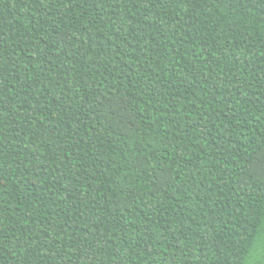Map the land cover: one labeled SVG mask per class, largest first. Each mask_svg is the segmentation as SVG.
<instances>
[{
	"label": "snow or ice",
	"instance_id": "1",
	"mask_svg": "<svg viewBox=\"0 0 264 264\" xmlns=\"http://www.w3.org/2000/svg\"><path fill=\"white\" fill-rule=\"evenodd\" d=\"M22 2L23 0H15V3L13 0H0V7H3L7 12L8 9ZM28 3L29 5L35 4L37 7V12L34 14L29 7L28 12L31 15L39 16L41 13L43 15V21L34 20L32 22L40 39L36 40L34 47L29 43L28 49L25 50L29 52L33 60H36V54L45 52L47 48L49 56L52 54L59 56V52L64 50L67 56H71L77 61H83L84 51L77 48V44L72 43L77 40L81 29L65 36L59 26L79 20L83 24L82 31L87 34L81 36L79 43H82L84 39H90L89 37L95 38L102 50L97 53L96 62H100L101 56L107 51L106 44L114 47L119 45L120 51L114 52L112 56L103 57L108 65H112L114 61L122 59V52L124 55H128L126 49H131L132 52L136 51V48L130 43H125L122 46L115 43V40L117 34L123 36L117 25L122 26L135 20L137 12L140 13L141 8H143L145 23L139 29L137 42L146 39L149 25L155 28L157 24L162 27V38H165L166 42L160 47L153 43L140 44L141 51L148 49V54L143 57L144 60L150 61L152 54L156 53L160 56L162 64V67L155 73H153L151 63L144 65L141 71L134 70L136 75L141 77L140 81L131 78V83H129L130 77L120 75V83L117 84L108 79L116 72L115 67L111 71L105 67L108 76H104L102 80L93 85L91 90L100 94L103 86L106 91L103 93V100L97 101L92 107L87 106L88 93L85 92L83 96H80L78 92V89L85 85L83 76H78L69 82L67 75L53 76L49 70L46 77L48 83L44 89H41L38 82L40 76L45 74L43 66L38 69L39 76L33 79L31 85H24L21 77V89L24 97L32 98L30 113L27 110V99L15 109L11 107L10 110H5L4 103H0V126H2L0 127V264H3L6 257H11L15 264H33V261L34 264H73L74 260L77 264H130L128 258L133 256V244L136 245V257L147 260L148 264H161L162 256V264H176L178 255L184 257L185 264H193V261L203 264L199 250L209 248V243L216 249L212 255L216 259L222 260L223 264H264V108H258L259 115L254 116L252 109L241 105L243 108L241 112L236 106L239 103L236 93H239L244 105L249 103L256 105L261 97H264V0H28ZM105 7L112 10L110 14L104 11ZM133 7L136 9L135 12L131 11ZM89 8H93V11L89 12ZM170 13L172 18L165 20V17ZM97 14L99 15L98 20L96 19ZM129 14H131V18ZM113 16L117 18L115 21L111 18ZM105 20H107L106 23ZM101 23L104 24V28L98 27ZM6 24L5 16L0 15V74L6 71L9 62L16 66L17 72H19L18 65L21 59L19 56H9L5 52V49L14 48L16 45V43L8 41L4 35ZM47 24H50L53 41L57 36L61 37L59 48L48 47L49 39L41 31ZM88 24H96V32L89 29ZM36 25H40V27L36 28ZM114 28L113 35L107 36L106 33ZM133 31H137V29L134 28ZM199 32H203V37H198ZM101 37H103L104 43H100ZM204 37L207 39L205 40ZM41 40H43V46ZM25 42L27 43V41ZM185 42H187V47L184 52H180L179 49L184 46ZM213 42L215 43L213 44ZM197 48H199L198 52ZM189 49L192 51L189 52ZM185 52L189 55L194 52L195 55L192 56V59L198 64H203L204 68H208L209 64L213 66L207 73L197 64L192 65L193 70L190 74L187 65H184V70L181 71L177 65L180 64V60H188ZM205 52L208 53L207 57L201 59ZM60 59L63 60L64 57H60ZM165 61L167 63H164ZM48 63L51 64L52 61L49 59ZM169 65L172 67L170 68ZM101 67H104L103 63H101ZM225 68L231 71L230 79L227 74L221 75ZM25 71L27 72L28 69ZM67 71H76L71 61L67 62ZM163 73H171V80H178L184 84V87H173L170 80L163 76ZM101 75L103 76V73ZM185 79H187V83H184ZM125 80L128 85L147 82L149 87L154 86L156 102L153 103L149 100L148 103L150 107L157 109L165 117L173 115L169 110V105L176 107V104L179 103L178 97H182L193 109L197 108L196 101L199 100V104L203 106L199 109L203 120L210 119L207 111L209 99L216 104L225 105L228 98L232 101V107L223 113L229 123L223 128L219 125L215 126L217 133L222 134V140L212 137L219 156L211 161L205 159L194 165L198 172L201 169L209 170L208 166L211 164L210 172L218 171L220 177L217 179L216 176H213L212 187L219 191L214 197L212 187H209L207 189L208 199L204 202L205 204L209 206L215 204L220 197L224 196L225 188H228L234 199L225 197L223 207L227 209L229 204L235 205L230 211H218L214 222L209 221L208 213L200 208L203 222L208 225L207 232L209 233L208 241L203 245L196 239L197 233L192 228L193 224H196L197 228L200 226L197 223L200 217L193 218L192 204L190 203L196 196V205L201 204L196 175L191 174L193 181L189 186L191 191L185 187L187 180L178 183L184 174L185 165L192 162L193 156L177 151L176 157L181 163L174 167L175 161L168 155V145L165 144L163 137L159 140L149 139L152 136L149 131L152 125L143 131V137L139 135L140 130L135 128V125L133 128L137 134H129L127 121L132 117H125L123 113L130 111V106L117 100L111 108H106L103 102L107 101L109 105H112L113 101L109 98L108 93L111 92L115 96L116 90L125 86L123 83ZM233 81L235 82V92L232 87H221L222 84H230ZM199 83H203L200 92L193 91L190 94L192 98L184 95L190 85ZM21 89L17 91L20 92ZM55 90L59 91L58 96L55 94ZM6 92V77L0 75V101H3V94ZM217 92L222 93L218 99L216 98ZM201 94L207 99L201 98ZM139 95L143 97L147 93L139 92ZM49 96H51V100H49ZM77 97L81 100L79 109L73 103ZM166 97H170V99H165ZM41 98H43L44 107H47L49 111H51L52 101H56L58 107L63 106L64 101H68L66 108L68 119L65 129L60 130L55 113L52 114L51 128H49L48 122L39 119L38 114L44 110V107L41 106ZM180 107L185 108V112L181 115L190 116L192 114L185 105H180ZM102 108L105 109V115L100 116L98 109ZM136 112L137 114L142 113L143 109L137 107ZM94 113L101 120L99 130L97 125L92 123ZM22 114L24 118L21 121ZM9 115L12 117L11 120L8 119ZM234 115L236 119H233ZM216 118L220 119L223 124L221 116ZM85 119H88L90 126L87 133L81 137L79 127L84 124ZM149 119L151 120L152 117ZM60 120H64V117L61 116ZM107 122H111L113 127L108 128ZM117 124L127 137L128 151H122L115 160L111 161L114 170L119 168V173L112 182L113 188L119 185L127 195L133 197L132 204H138L139 201L136 197H139L140 193L136 191L137 182L141 176L147 174L149 167H152L153 172L156 171L152 160L158 158L163 161L159 164V169L164 180L161 183L160 176H150L149 179L154 181V184L153 189H150L149 192L155 196L163 187L166 193H183L187 197L186 204L181 206L177 201V206L184 214H177L173 217L177 206L165 207L163 201H153L151 204H144L141 210L145 216L141 218L142 222L138 221L135 226L130 225L123 216L116 218L123 224V227L119 229L123 235L117 236L116 228H111L108 232L103 230L112 222L111 219L108 224L98 220L94 228L90 229L88 224H84L78 230V222L82 217L80 207L73 200V196L81 184H85L88 179H95L89 173L99 168V165L96 164L89 167V152L82 154V150L89 142L96 145L102 137L112 135ZM10 125L19 126L16 138L4 132V128H9ZM22 125H26V127ZM193 127H195L194 124L188 125L189 130ZM41 129L47 131L48 135L42 138ZM30 131L32 139L27 140L26 137ZM208 131L210 132V130ZM70 132L74 135H70ZM65 137L71 140V145L64 143L63 138ZM199 137L204 138L207 142L208 138L203 137V133H200ZM98 151L99 149H90L93 154ZM22 152L27 153L23 161L19 159ZM100 155L106 156V150ZM121 160L124 161L128 172L120 168ZM9 161H14L16 167L29 179H34L44 185L40 191L48 195L37 194L28 199L30 194L24 191L28 180L14 177L18 180V186L21 188L20 201H26L27 206L22 208L21 203H14L15 207L13 208V205L8 204V201L3 198L8 187L5 182V169L7 167L8 170L15 171ZM101 162L103 163V161ZM49 169L52 171L49 172ZM165 170H167L166 175ZM188 171L191 172L190 169ZM73 179H77L75 185L69 183ZM36 187V184L32 185V188ZM61 189L67 194H62ZM96 191L97 189L93 185L86 189L84 195ZM69 200H73L70 205L66 203ZM92 203L95 207L96 201L93 200ZM49 204L57 209L53 213V219L48 218ZM131 206L128 204L125 205V208H131ZM117 210L124 211L119 206H117ZM149 212L156 214L155 219L147 215ZM165 212L167 213V224L162 219ZM8 213H12V216L9 217ZM72 213L76 214L75 219H73ZM41 215L44 217L43 223L38 222ZM61 215L66 217L62 222L60 221ZM218 225L228 229L225 233L224 243L220 244L214 242L215 236L218 235ZM129 228H131V235L125 239ZM189 234H191L190 240ZM133 237H135L134 240ZM200 239H204V236L201 235ZM185 241H189L191 248L194 249L192 256L188 255L187 250L190 247L185 244ZM141 242L144 245L143 248L140 247ZM161 248L163 252H161ZM105 255L109 257V260H105Z\"/></svg>",
	"mask_w": 264,
	"mask_h": 264
},
{
	"label": "trees",
	"instance_id": "2",
	"mask_svg": "<svg viewBox=\"0 0 264 264\" xmlns=\"http://www.w3.org/2000/svg\"><path fill=\"white\" fill-rule=\"evenodd\" d=\"M15 3V0H13ZM29 7H31L32 13L37 12V7L35 4L29 5L28 0H23L22 3H17L15 7H12L8 9L7 12H5L3 7H0V15H4L7 21V24L5 25L6 31L4 33L6 39L8 41H12L16 43L14 45V48L5 49V52L9 56H19L21 59L19 60V72H17V67L13 66L11 62L7 65L6 71L0 75H4L6 77V84H7V92L3 94V101H0V103H4L5 110H10L11 107L14 109L18 107L20 104L24 102L25 99H27V110L30 113L31 107H32V98L31 97H24L23 90L21 89V77L23 78L24 85H31L33 83V79L36 76H39L38 69L43 66L45 68V74L44 76H40V80L38 82V86L41 89H44V86L48 83L46 77L48 74V71L50 70L53 74V76H57L58 74H63L68 76L69 82L75 80L78 78V76H83L85 79V85L78 89V92L80 96H83L85 92L88 93V99H87V106L92 107L97 101L103 100V93L106 91V89L102 86L100 94L94 93L91 89L92 86L95 85L98 81L102 80L104 76H108V72L105 71V67L108 68V71H111L113 67H115L116 72L113 76H109L108 79L110 81H113L117 84L120 83L119 76L120 75H126L130 77L129 83H131V78L137 81L141 80V77L136 75L134 70L141 71L144 65H147L149 63L152 64L153 73H155L158 69L162 67L160 56L156 53L152 54V58L150 61H146L143 59L145 55L148 54V49H145L144 51H141L140 44H146V43H153L156 44L157 47H160L161 44L166 42L165 38H162V27L157 24L155 28L152 26H148L146 39L139 41V29L141 26L145 23L144 16H143V8L140 9V13L137 12V18L135 20H131L129 24H124L122 26L117 25V27H120L121 32L123 33V36H119L117 34L115 43L124 45L125 43H130L134 48H136L135 52H132L131 49H126L128 51V55H124V53H121L122 59L119 61H114L112 65H108L106 61H104V56H112L114 52L120 51L119 45L117 47L114 46H108L107 44L105 47L107 48V51L103 53V55L100 58V62H96V55L97 53L101 52L102 50L99 48L98 44L95 41V38L91 39H84L82 43H79L81 36H86L87 34L82 31L83 24L81 21H73L72 23H64L60 26L61 32L64 33L65 36L70 35L72 33L77 32V29H81L80 34L77 36V40L72 41V43L77 44V48H79L81 51H84V58L83 61H77L75 58L71 56H67L64 50H61L59 52V56L56 54L47 55V48L45 49V52H42L40 54H36L37 58L36 60H33L31 58V55H29L28 51H25L28 49L29 43L33 44V47L35 46L36 40L40 39L39 33L35 32V29L33 28V21L34 20H41L43 21V15L42 13L39 16L31 15L28 12ZM131 7V6H130ZM55 11V10H54ZM89 12L93 11V8L88 9ZM105 12L111 13V9H108L105 7ZM131 11L135 12L136 9L133 7L131 8ZM147 12L145 11V15ZM183 15V13H181ZM131 18V14H129ZM113 21H115L117 18L115 16L111 17ZM171 13L169 16L165 17V20H170ZM89 19H92V17H89ZM96 19H99V15L97 14ZM187 19V17H185ZM107 20H105V23ZM36 28H39L40 25H36ZM87 27L91 29L93 32H96L97 25L96 24H88ZM99 28H104V24L101 23L98 26ZM137 29V31H133V29ZM43 34L48 37L49 39V45L48 47L51 48H59L60 47V36H57L55 41L52 40V36L50 33V24L44 25L42 30ZM115 31V28L113 30H110L106 33L107 36H112L113 32ZM198 37H203V32H199ZM154 37V38H153ZM206 40L207 37H204ZM27 41V43L25 42ZM41 45L43 46V40L40 41ZM100 43H104L103 37L100 38ZM111 43V41H109ZM215 42H213L214 44ZM168 47H171V45H168ZM187 47V42H185L183 47H180V52H184V49ZM214 50V49H213ZM192 50L189 49V52ZM196 51H199V48L196 49ZM186 56H188V60H180V64L177 65V67L183 71L184 65H187L188 73L190 74L193 70L192 65L197 64L199 68H204L203 64H198L197 61L192 59V56L195 55L193 52L192 55H189L187 52L184 53ZM208 53H203L201 56V59H204L207 57ZM60 57H64V59H60ZM49 59L52 61L51 64L48 63ZM179 60V56L177 57ZM41 61H43V64H41ZM71 61L72 64H74L76 71L75 72H68L67 71V62ZM206 63H208L207 60H205ZM230 62V61H229ZM101 63L104 64V67H101ZM164 63H167L166 61ZM95 64V66H94ZM213 65L209 64L208 68H204L205 73H207L210 68ZM171 68L172 65H169ZM235 67V66H234ZM241 67L243 65L241 64ZM25 69H28L26 72ZM91 69V71H89ZM103 73V76L101 75ZM227 74L228 78L231 77V71H229L227 68L224 69V71L221 73L222 76H225ZM171 73H163V76L165 78H168L170 80L173 87L179 86L184 87V84L180 83L178 80H171ZM95 77V79H93ZM124 87L118 88L116 90L115 96L111 92L108 93L109 98L113 101L112 105H109L107 101H103L106 108H111L117 100H120L124 103H127L130 106V111L123 113L125 117L131 116V120L127 121L129 134L135 135L137 134L135 131V128H138L140 130L139 135L143 137V131L145 129H149V125H152V127L149 129V131L152 133V136L149 138L159 140V138L163 137L165 144L168 145V155L172 157V159L175 161V165H179L181 161L177 159L176 152H182L185 153V155H192L193 159L191 163H187L185 165V171L183 176H181L178 183H183L184 180H187V184L185 187L188 189V191H191V188L189 187L193 181L191 179V174L194 173L196 175L197 181L199 183V198L201 199V204L196 205L195 200L196 196H194L193 200L190 202L192 204V215L193 218L200 217L199 220H197V223L200 225L198 228L196 227V224L192 225V228L197 233L196 239L200 242L201 245H203L205 242L208 241L209 233L207 232V227L205 222H203L202 213L200 212V208H203L205 212L208 213V220L209 221H215V217L217 215V212H223V211H230L232 207H235L234 204H229L227 209H224L223 202L224 198H231L234 199L232 192L225 188L224 190V196L220 197L215 204H212L211 206L205 204L204 202L207 201V189L209 187H212V178L213 176H216L217 179H220L217 172H210V169L212 168V165L209 164V170L201 169L198 172L194 168V165L199 164L202 162V160H213L216 156H219V152L216 151V145L213 142L212 137L214 136L216 140H222V134L217 133L216 125H219L221 128L225 127L229 120H227L223 113L227 112V109L232 107V101L230 98L227 100L226 105L225 104H216L211 99L208 100V116L210 117L209 120H203V117L200 115L199 109L203 107L199 104V100L196 101L197 108L193 109L190 106L187 105L186 101L182 97H178L179 103L176 104V107H172L169 105V110L173 114L171 117H165L160 114V112L157 111V109L150 107L148 101L151 100L153 103H155V96L156 93L153 91V87H149V84L147 82H142L128 85L127 80L124 82ZM184 83H187V79H185ZM203 87V83L190 85L186 90L184 95L191 97V93L193 91L200 92V89ZM221 87H232L233 91L235 92V82L233 81L230 84H222ZM161 88H163V85H161ZM21 89L20 92L17 90ZM139 92H146L147 95H144L141 97L139 95ZM126 93V95H125ZM55 94L58 96L59 91L55 90ZM221 92L216 93V98L218 99L221 96ZM249 96L251 97V93L249 92ZM11 97V99H10ZM237 100L239 103L236 105L237 108L240 109V111H243V107H248L253 110V115H259V111H257L258 108H264V97H261V100L257 102L256 105H252L249 103L248 105L243 104V100L240 99L239 93H236ZM201 98L207 99V97H204L203 94H201ZM227 98V97H226ZM165 99H170V97H166ZM49 100H51V96H49ZM55 100V98H53ZM73 103L77 106V109L81 107V100L79 97L73 100ZM174 103H176L174 101ZM68 101H64L63 106L58 107L56 101L51 102V111L47 109V107H44V101L43 98H41V106L44 107V110L40 112L39 119L41 121L48 122L49 128H51V118L52 114H56V121L60 124V130H63L67 127V119L68 115L66 112ZM180 105H185L187 107L188 111H190L192 114L189 116L187 114L181 115V113L185 112V108L180 107ZM122 106V105H121ZM137 107L143 109L142 113L136 112ZM71 111V110H68ZM98 112L100 113V116L105 115V109H98ZM63 116L64 120H60V117ZM217 116H221L223 119V124H221V120L217 119ZM149 117H152L150 120ZM23 114L20 116V120H23ZM9 120L12 119L11 115L8 117ZM233 119H236V116H233ZM201 120H203V123H201ZM92 123H95L97 125V128L99 130V125L101 123V120L96 116V114H93L92 117ZM194 124L195 127H193L191 130H189L188 125ZM133 125H135V128H133ZM26 127V125H22ZM89 121L88 119H85L84 124L79 127V133L80 136H84L87 133V129L89 127ZM108 128H112L113 125L111 122H107L106 125ZM2 127V126H0ZM257 127L259 125L257 124ZM210 130V132L208 131ZM4 132L8 135H13V138H16V134L19 132V126L10 125L9 128H4ZM203 133V137L208 138L207 142H205L204 138H200L199 134ZM54 135L56 133H53ZM48 132L44 129H41V137L47 136ZM70 135H74V133L70 132ZM191 138V139H190ZM27 140L32 139L31 131L28 133V136L26 137ZM64 143L66 145H71V140L68 138H63ZM146 143L148 141H145ZM23 147V145H21ZM90 149H99L98 152H95L93 154L90 152ZM106 150L107 155L101 156L100 153L104 152ZM46 151V149H45ZM127 152L128 151V140L127 137L123 134V131L120 129V127L117 124V127L112 132V135L107 137H102L101 141L97 143L96 145H92L91 142H89L87 145L84 146L82 150L83 152H89L88 155V163L89 167H92L93 164L99 165V168L94 171L90 172V176H94V180L88 179L85 184H81L79 186V189L75 192L73 196V200L79 205L80 207V214L81 219L78 222V230L80 227H82L84 224H88L89 228L92 229L96 226V222L102 221L104 224H108L109 220L111 219V223L108 224L107 228H104L103 230L105 232L110 231L111 228L117 229V236L123 235L119 231L121 227H123V224L118 222L116 218L119 217H125L127 222L135 226V224L140 221L142 222V219L145 216V213L141 210L145 203L151 204L153 201H163L165 204V207H172L177 206V201H179L181 206H184L187 201V197L183 195L181 192H175L173 193H166L164 191V188L162 187L159 192L156 193L155 196H152L149 192L150 189H153L154 181L150 180V176H160L161 183H163L164 177L160 175V169L159 164L163 161H160L158 158L152 160V165L156 167V171L153 172L152 167H149L147 169V174L141 176V178L138 180L136 185V191L140 193L139 197H136V199L139 201L138 204H132L133 197L131 195H127L125 190L121 188L119 185H116L115 188H113V181L116 179L117 174L119 173V168H116L115 170L111 166V161L115 160L119 153L121 152ZM27 155V153H21L19 159L21 161L24 160V157ZM103 161V163L101 162ZM9 164L12 165V168L15 169V171H10L6 167L5 169V182L7 183L8 187L3 194L4 200L8 201V204L13 205L14 203H21V207H26V201L21 202L20 196H21V188L18 186V180L14 179L16 177L17 179H26L28 180V184L24 186V191L29 192L28 199H31L32 196H35L37 194H42L44 196H47V193H41V189L44 187V185L40 184L39 181H36L34 179H29L28 176L21 172L19 168L16 167V163L14 161H9ZM120 168H123L125 172H128V168L125 166L124 161L121 160L120 162ZM191 170L189 172L188 170ZM178 170V169H177ZM52 170L49 169V172ZM75 171V169H73ZM167 174V170H165V175ZM71 185H75L77 183V179H73L69 182ZM36 184V188H32V185ZM95 186L97 189L96 192H92L88 195H84L86 189H88L90 186ZM107 186V187H103ZM218 189L215 187H212L213 196L215 197L218 193ZM61 193L66 195L67 193L63 192V189H61ZM102 194V195H101ZM83 196V199L81 197ZM107 197V199H106ZM142 197V199H141ZM73 200H69L66 203L71 204ZM93 200L96 201L95 207L93 206ZM47 203V202H46ZM131 204V208H125V205ZM117 206H119L120 209H124V211L117 210ZM48 211V218L53 219V213L57 211V209L49 204V207L47 208ZM163 211V209H161ZM177 214L183 215L184 213H181L179 210V206L175 207V211L173 212V217H175ZM73 216V219H75V213L71 214ZM148 216H152L155 219L156 214L149 212L147 214ZM8 216L11 217L12 213H8ZM167 213H164L163 222L167 224ZM66 217L61 215L60 221L62 222L65 220ZM227 219V217H225ZM44 217L41 215L40 220L38 222L43 223ZM71 231V229H69ZM139 231V229H137ZM228 231L227 228L222 226H217V233L218 235L215 236L214 242L217 244L224 243L226 237L225 233ZM128 235L125 236V239H128V236L131 235V228L127 229ZM201 235L204 236V239H200ZM135 237H133V240ZM191 239V234H189V240ZM185 244L188 245L190 248L187 250L188 255L192 256L194 254V249L191 248V245L189 244V241H185ZM46 246V245H45ZM75 246V245H74ZM140 247L143 248L144 245L141 242ZM135 248L136 245L133 244L132 251L133 256L129 257L130 264H148L147 260H144L143 258L136 257L135 255ZM201 258L203 260V264H223L222 260L216 259L212 255L213 251H216L214 247H212V244L209 243V248H202L199 250ZM161 252H163V249L161 248ZM219 254V252H218ZM105 260H109V257L105 255ZM163 256L161 257V264H162ZM3 264H15V262L11 259V257H6L3 261ZM34 264V261H33ZM73 264H77V262L74 260ZM176 264H185V259L182 255H178L176 258ZM193 264H197V262L193 261Z\"/></svg>",
	"mask_w": 264,
	"mask_h": 264
}]
</instances>
